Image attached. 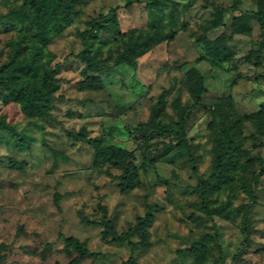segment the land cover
Returning a JSON list of instances; mask_svg holds the SVG:
<instances>
[{
	"label": "rangeland",
	"instance_id": "1",
	"mask_svg": "<svg viewBox=\"0 0 264 264\" xmlns=\"http://www.w3.org/2000/svg\"><path fill=\"white\" fill-rule=\"evenodd\" d=\"M130 1L125 6L127 0H79L60 30L47 26L50 39L43 41L36 35L37 22L20 21L26 12L20 0H0V75L14 63L30 61L35 50L36 72L24 80L37 83L45 69L56 63L60 67L45 114H26L0 82V121L7 125L0 126V245H5L0 264H68L76 253L64 250L60 232L102 253L77 258L76 264H264V171L256 185L246 244L242 226L248 197L239 178L250 183L264 157V48L258 45L264 40V23L251 14L259 8L258 0ZM232 1L238 8L233 14L248 13L249 31L231 29V12L209 29L215 7ZM117 5L113 15L110 9ZM94 21L103 28L84 43L80 32ZM132 30L134 35L159 30L165 37L142 52L135 66H112ZM222 31L229 58H208L199 37L206 32L213 38ZM83 49L87 55L96 51L101 66L87 69L79 56ZM191 65L204 76L206 106L193 103L186 73ZM217 96L229 99L237 115L259 113L236 126L247 149L240 159L243 167L211 187L220 135L212 103ZM180 110L189 151L172 141ZM78 131L98 146L133 150L142 185L121 192L106 172L115 175L119 168L104 160L94 166L93 145L68 136ZM199 181L207 187L211 217L202 209ZM144 199L155 205L145 247L104 240L102 226L79 220L80 212L100 220L101 204L120 233L144 214ZM206 233L212 238L203 251H185ZM130 239L138 241L135 234ZM130 257L134 263L126 262Z\"/></svg>",
	"mask_w": 264,
	"mask_h": 264
},
{
	"label": "trees",
	"instance_id": "2",
	"mask_svg": "<svg viewBox=\"0 0 264 264\" xmlns=\"http://www.w3.org/2000/svg\"><path fill=\"white\" fill-rule=\"evenodd\" d=\"M20 1L22 8L26 10V12L21 14L20 21L25 22L29 20L31 22H37L39 27L37 29L36 35L37 38L43 41L50 39V34L47 33V26L50 24L55 31L60 30L62 24L61 21H63V19L68 20L70 15L76 12L75 8L79 2V0ZM130 4L131 1L127 0L125 6H129ZM258 5L259 8H257L251 14L256 16L259 21L264 23L263 0H258ZM118 8L119 5L110 9V12L114 15ZM237 9V4L233 1L228 5L216 6L212 17L213 24L208 28L210 29L213 26L219 25L224 13L231 12V29L239 33L248 32V13L240 12L238 14H233V12ZM101 28H103V24H100L98 21H94L88 29H84L80 32L82 41L86 43L88 39L95 38L97 36V32L101 30ZM133 32L134 31L132 30L127 35L126 39L121 43L120 48L116 50V54L113 56L112 66L116 67L123 63L135 66L137 64V57L142 54V52H144L153 43L161 41L165 37L164 33L159 30H154L153 32L145 34L136 33L135 35ZM199 38L200 39L198 42L204 46L206 56H208V58H221L222 60L229 58L231 50L227 45L228 38L225 34V31H222L213 38H209L206 35V32H204ZM258 45L260 48H264V40H261ZM38 54L39 52L35 50L30 61L25 62L22 60L19 63H14L10 68L7 69L6 74L0 75V82L4 83L2 85H4L7 89L8 95L14 100L18 101L23 111L28 115L45 114L47 109L50 107V103L54 99L53 92L57 89L56 75L60 70L58 63L54 64L48 69H45L39 75L37 83L23 79L24 75L28 74L29 72H36L35 60ZM79 56L85 62V67L87 69H93L101 66V62L96 58V51L87 55L85 54V49H83L79 53ZM186 73L193 103L195 105L206 106V103L204 102V96L208 93V87L204 84V76L193 65L187 69ZM93 78L94 77H92V79ZM212 103L214 104V113L215 117L217 118L220 135L218 137V145L215 150V162L210 176L211 181L209 183L211 187H218L222 183L232 179L233 172L237 168L243 167L240 159L241 155L247 153V149H244L241 146V143L236 136V126L243 120L257 115L259 111L237 115L230 107L231 101L219 96L215 97ZM0 126L7 127L3 121H0ZM140 127L141 124L137 125L136 129H139ZM177 127L179 131L172 138L173 144L180 149L185 148L189 151L190 146L186 137L184 119L181 114V110L180 118L177 121ZM68 136L73 140L85 141L93 145L95 148V157L93 160L94 166H101L104 160L108 162L109 165L119 168V173L115 175L109 170H106V172H108L109 175L111 174L116 179L115 184L121 192L142 185L133 150L115 144L98 146L95 143V139L93 137H88L83 131H78L77 133L69 132ZM258 165V171L252 174L250 183L247 184L243 177L239 176L243 191L248 197V201L245 203L243 214L242 244L247 243L249 234L251 232L250 221L253 204L256 198V185L259 176L264 171V157H260L258 159ZM199 182L201 187L202 209L208 216L211 217L212 209L208 206L207 187L202 181ZM59 197V193H55L54 201L57 205ZM144 203V214L142 216H137L135 223L126 231L120 233L116 231L113 221L107 214L106 207L101 204L99 205V208L101 209L100 220L89 219L81 212L79 213V220L85 225L102 226L100 234L101 238L104 240L114 242L126 240L131 246V249H135L137 245L145 247L149 244V232L147 228L154 220L155 205L153 203H148V201L145 199ZM133 234L137 235L138 237V241L136 243L132 242L130 239ZM58 237L63 241L64 250L76 253V257H73L68 262V264H76L77 258H97L102 255L100 251L91 250L87 246L85 240H81L75 235H64L62 232H60ZM211 238L212 235L206 233L200 237L199 241L187 247L185 251L192 254H198L205 249V241ZM46 244L49 245L50 243L48 242ZM1 246L5 245L1 244L0 247ZM240 251L241 247L233 255V261ZM126 262L134 263V259L130 257Z\"/></svg>",
	"mask_w": 264,
	"mask_h": 264
}]
</instances>
